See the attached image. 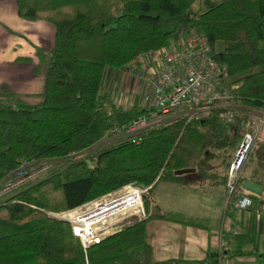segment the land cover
<instances>
[{"label": "trees", "instance_id": "obj_1", "mask_svg": "<svg viewBox=\"0 0 264 264\" xmlns=\"http://www.w3.org/2000/svg\"><path fill=\"white\" fill-rule=\"evenodd\" d=\"M13 1L21 20L46 23L54 34L49 51L35 49V73H43L40 102L0 96V186L12 182L23 163L58 166L0 196V264H207L153 260L145 241L148 221L199 222L152 213L147 193L159 184L185 187L193 180L225 185L226 175L216 170L227 171L245 117L236 115L225 125L212 109L203 120L152 129L137 144L100 146L144 114L138 105L113 103L101 92V82L106 69L119 75L138 55L158 51L179 31L191 30L207 40L212 58L225 69V84L232 89L220 104L264 110V0ZM248 167L251 176L245 179ZM184 169L193 173L173 175ZM243 170L240 186L264 188V141L253 146ZM126 185L146 189L144 217L130 218L85 255L69 224L48 215L74 220L80 214L76 208Z\"/></svg>", "mask_w": 264, "mask_h": 264}, {"label": "built area", "instance_id": "obj_2", "mask_svg": "<svg viewBox=\"0 0 264 264\" xmlns=\"http://www.w3.org/2000/svg\"><path fill=\"white\" fill-rule=\"evenodd\" d=\"M120 74L142 85L138 106L144 114L117 131L112 137L114 142L137 144L152 129L177 121L203 120L212 109L219 110L218 121L225 125L232 124L236 115L245 117V132L227 167L225 190L227 203L232 202L240 211L249 209L252 201L238 195V180L253 146L263 141L264 110L220 104L229 98L232 87L225 84V69L212 58L207 40L191 30L179 31L160 50L138 55ZM112 140L110 142L114 143ZM32 166L21 164L13 174L14 180L6 185L7 190L20 187L27 179L37 178L36 175L26 178L33 173ZM145 192L146 189L126 185L77 208L80 214L68 220V224L84 255L90 247L113 233L112 223L116 219L144 217L142 195Z\"/></svg>", "mask_w": 264, "mask_h": 264}, {"label": "crops", "instance_id": "obj_3", "mask_svg": "<svg viewBox=\"0 0 264 264\" xmlns=\"http://www.w3.org/2000/svg\"><path fill=\"white\" fill-rule=\"evenodd\" d=\"M53 34V27L46 23L21 20L13 0H0V96L13 95L29 105L40 102L43 73H35L38 65L35 49L49 51ZM262 134L264 141V131ZM216 171L222 177L226 175L224 169ZM251 171V167L245 168L243 178L248 179ZM159 185L179 195L167 207L157 191L160 213L194 219L199 224L186 226L164 219L148 221L145 241L155 262L264 263V188L255 195L240 186L238 195L252 201L249 209L240 211L226 202L223 184L193 180L185 187ZM236 252L240 254L234 255Z\"/></svg>", "mask_w": 264, "mask_h": 264}, {"label": "rangeland", "instance_id": "obj_4", "mask_svg": "<svg viewBox=\"0 0 264 264\" xmlns=\"http://www.w3.org/2000/svg\"><path fill=\"white\" fill-rule=\"evenodd\" d=\"M219 49H220V45L217 44L215 46V50L218 51ZM142 90H143L142 85L136 84V82L129 79V77L123 76V74L118 75V72H111L108 69L104 71L102 82H101V92L109 93V95L111 96L112 102L115 103L116 105L122 108H127L132 105H138L140 97L142 96ZM33 104L34 103H32L31 105ZM114 136H116V134L113 135L112 137ZM112 137L109 139H106L104 142L100 144V146L102 144L112 143L110 142L112 140ZM94 147L92 148V150L88 151L87 153H91L94 150H96V148ZM67 163H68V160L60 163V165H64ZM215 163H218V162H215ZM31 165H33L31 169L34 171L32 174H27V177H26V178L30 177V179L33 178L35 175H36L35 177L37 178L43 177L44 175L47 174L48 171L55 168V166H58V163L57 162H44V163H34ZM27 173H29V171ZM28 181L29 179L26 180V182ZM8 184L9 183L3 184L0 186V196L5 195L11 191V190H7L8 186L6 185ZM157 191H158L159 196L163 200V203H164L163 205L167 207L170 205L172 199L179 197V195L172 190L165 189L164 187L160 185L155 186L152 191L147 193L149 208H150V211L154 214L158 213L157 212ZM145 195H146V192L142 195V197ZM57 215H62V214H57ZM129 223H130V219H124V217L118 218L112 223L111 232L114 233Z\"/></svg>", "mask_w": 264, "mask_h": 264}, {"label": "water", "instance_id": "obj_5", "mask_svg": "<svg viewBox=\"0 0 264 264\" xmlns=\"http://www.w3.org/2000/svg\"><path fill=\"white\" fill-rule=\"evenodd\" d=\"M189 173H193V170L192 169L178 170V171H175L173 173V175L174 176H182V175H186V174H189ZM242 187H243L244 190H246V191H248V192H250L252 194H255V195H259L261 193V189L259 187L255 186V185H252V184H250L248 182L243 183ZM48 215L52 219L68 223V220H66L65 218L58 217L60 215H54V214H48Z\"/></svg>", "mask_w": 264, "mask_h": 264}, {"label": "bare ground", "instance_id": "obj_6", "mask_svg": "<svg viewBox=\"0 0 264 264\" xmlns=\"http://www.w3.org/2000/svg\"><path fill=\"white\" fill-rule=\"evenodd\" d=\"M75 210V209H74ZM70 212V211H69Z\"/></svg>", "mask_w": 264, "mask_h": 264}]
</instances>
